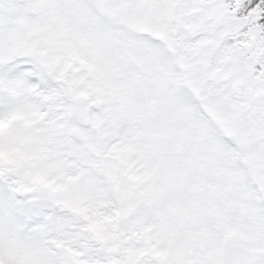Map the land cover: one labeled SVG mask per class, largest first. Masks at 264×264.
Segmentation results:
<instances>
[{
    "label": "snow or ice",
    "instance_id": "snow-or-ice-1",
    "mask_svg": "<svg viewBox=\"0 0 264 264\" xmlns=\"http://www.w3.org/2000/svg\"><path fill=\"white\" fill-rule=\"evenodd\" d=\"M0 264H264V0H0Z\"/></svg>",
    "mask_w": 264,
    "mask_h": 264
}]
</instances>
